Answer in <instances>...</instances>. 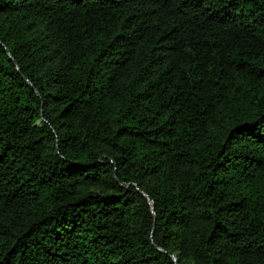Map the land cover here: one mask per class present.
Instances as JSON below:
<instances>
[{
	"label": "trees",
	"instance_id": "16d2710c",
	"mask_svg": "<svg viewBox=\"0 0 264 264\" xmlns=\"http://www.w3.org/2000/svg\"><path fill=\"white\" fill-rule=\"evenodd\" d=\"M0 264H264V0H0Z\"/></svg>",
	"mask_w": 264,
	"mask_h": 264
},
{
	"label": "water",
	"instance_id": "95a60500",
	"mask_svg": "<svg viewBox=\"0 0 264 264\" xmlns=\"http://www.w3.org/2000/svg\"><path fill=\"white\" fill-rule=\"evenodd\" d=\"M174 261H176V259L174 258Z\"/></svg>",
	"mask_w": 264,
	"mask_h": 264
}]
</instances>
